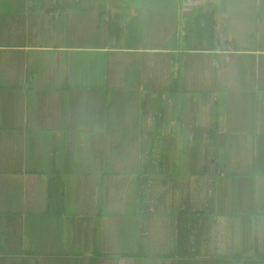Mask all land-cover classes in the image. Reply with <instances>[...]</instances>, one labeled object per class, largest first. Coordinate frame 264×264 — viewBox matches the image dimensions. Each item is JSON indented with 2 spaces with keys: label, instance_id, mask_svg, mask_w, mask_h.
<instances>
[{
  "label": "crops",
  "instance_id": "1",
  "mask_svg": "<svg viewBox=\"0 0 264 264\" xmlns=\"http://www.w3.org/2000/svg\"><path fill=\"white\" fill-rule=\"evenodd\" d=\"M38 66L57 84L54 100L8 103L0 95V166L20 132L35 141L37 131L50 158L48 176L36 171L27 198L4 196L0 168V264H264V0H0V92L21 93L8 78H31ZM108 102L126 113L130 133H149L162 160L171 140L218 142L199 164L238 174L216 182L199 170L185 200L182 182L166 181L162 207L167 213L175 201L183 243L177 232L171 246L152 243L145 213L115 240L95 191L75 200L93 208L67 211L69 168L60 167L83 140L72 132H89L97 165L104 137L115 135L118 112L107 120ZM87 104L92 119L79 113Z\"/></svg>",
  "mask_w": 264,
  "mask_h": 264
},
{
  "label": "rangeland",
  "instance_id": "2",
  "mask_svg": "<svg viewBox=\"0 0 264 264\" xmlns=\"http://www.w3.org/2000/svg\"><path fill=\"white\" fill-rule=\"evenodd\" d=\"M33 73H36V75L31 78H8V81H16L19 88L24 92L15 93L7 90V92H0V95L5 96L8 103L14 98L15 101H22L24 96L32 97L33 102L48 103V101L54 100L57 97V89L54 87L57 85L56 82L43 76L44 69L39 66L34 68ZM92 79L94 81L88 80V83L96 85V78ZM68 96L69 94L65 92L60 94V98L65 103H67ZM116 112H118L117 115H115ZM79 113L81 116L84 115L92 119L95 107L87 104L84 109H79ZM111 114L115 115L113 122L116 121L113 125L115 135H112V137L114 140L110 142L108 141V135L104 137L100 156L97 157V165L91 162L89 132L86 130L72 132V137L74 136L75 139L82 137L83 140L73 142L74 149L71 150L60 167L69 168V174L66 173L67 182L69 183H67L65 190L67 211L85 213L88 209L93 208L92 205H78L75 200H79L80 203L85 199L84 192L88 193L90 198L95 191L96 208L104 220V230L106 233L113 234L115 240L119 238L122 231L131 233L137 227L136 221L133 219L134 214L143 216L145 213L148 224L146 229L150 233L149 239L152 240V243L158 239L164 246H171L175 244L173 237L175 232L179 235V243H183L186 238L184 224L181 220H177L179 216L174 211L175 201L169 206L167 213L162 207L166 195L163 189L166 181L168 183L172 182V186L173 182H182L178 197L179 200L181 198L185 200L191 196L192 192V190L191 192L186 190L188 189L187 182H190V176H194L199 170L206 174L213 173V179H211V176L208 179L216 182L234 181L238 179V174L227 172V176H218L216 172H212L210 167H201V156L204 158L205 155H208L207 149L209 146L210 152H218V142H210L209 145L208 142L205 144L198 140L183 141L181 143L171 140L167 142V155L162 160V157L159 158V155L153 153L150 149L151 146L153 147L156 144V141H150L149 133H130L126 113L120 108L109 107L108 102L107 120ZM20 121H18V128L28 132V123H25L22 119ZM22 124H26V126L23 127ZM96 125L99 126L95 123L91 124L90 127L92 129L97 128ZM31 136H34L36 140H23L20 132L15 141H7V148L5 149L6 167L0 166V168H6L7 171V173L3 172L5 175L7 174L8 183L4 196L16 199L27 198L30 196L31 191L28 185L31 178L36 175V171L39 172L38 174L48 176L47 172L43 171L49 170L48 161L50 158L48 155L46 156V144H44L47 141L37 140V138L39 139L37 131H34ZM225 169L227 171L233 170V168ZM94 179L97 181L94 183L98 185L97 190L94 187V189L92 188V180ZM148 181L150 184H148ZM195 181L197 180L193 182ZM161 190H163L162 193ZM171 191L173 190H170V193H172ZM186 192H189L190 195H186ZM167 193H169V190H167ZM171 196L173 195H169V197ZM149 199H151V206L148 205ZM147 207L150 208V215H148ZM127 237L130 236L127 235Z\"/></svg>",
  "mask_w": 264,
  "mask_h": 264
}]
</instances>
